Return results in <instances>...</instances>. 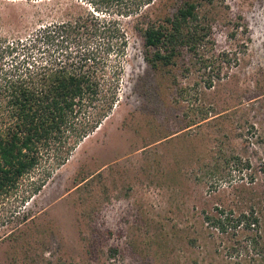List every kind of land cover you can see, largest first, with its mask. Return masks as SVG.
Segmentation results:
<instances>
[{"label":"rangeland","instance_id":"obj_1","mask_svg":"<svg viewBox=\"0 0 264 264\" xmlns=\"http://www.w3.org/2000/svg\"><path fill=\"white\" fill-rule=\"evenodd\" d=\"M181 1L0 0V37L92 15L126 42L109 56L108 69L121 71L99 129L65 164L46 156L0 199V264H241L200 224L209 180L198 162L219 158V138L230 141L223 152L264 165V0H196L212 25L207 54L222 68L212 88L211 71L189 70L188 57L158 71L143 59L136 28ZM197 104L222 118L186 128ZM195 236L201 242L189 244ZM253 253L246 264H264Z\"/></svg>","mask_w":264,"mask_h":264},{"label":"trees","instance_id":"obj_2","mask_svg":"<svg viewBox=\"0 0 264 264\" xmlns=\"http://www.w3.org/2000/svg\"><path fill=\"white\" fill-rule=\"evenodd\" d=\"M199 7L196 0H182L159 22L136 31L151 70L188 57L189 70L198 66L211 71L204 85L212 88L222 68H215V59L207 54L212 25ZM118 33L91 15L44 24L24 38L0 37V199L11 196L46 156H52L54 167L65 164L109 116L121 71L117 66L108 69L109 56L126 47ZM180 93L184 97L188 92ZM191 110L186 128L210 126L222 118H211L198 104ZM217 141L219 158L198 162L201 178L209 180V199L198 206L200 224L212 237L211 244L220 240L230 255L237 253L241 264L253 260L257 251L264 259L262 159L254 165L238 152H223L229 140ZM188 242L197 245L201 240L195 236Z\"/></svg>","mask_w":264,"mask_h":264},{"label":"water","instance_id":"obj_3","mask_svg":"<svg viewBox=\"0 0 264 264\" xmlns=\"http://www.w3.org/2000/svg\"><path fill=\"white\" fill-rule=\"evenodd\" d=\"M99 129V128H98Z\"/></svg>","mask_w":264,"mask_h":264}]
</instances>
